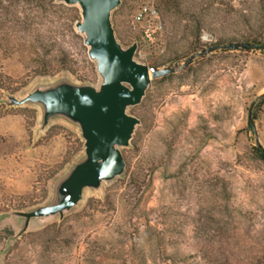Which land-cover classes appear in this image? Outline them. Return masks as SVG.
<instances>
[{
    "label": "rangeland",
    "instance_id": "obj_1",
    "mask_svg": "<svg viewBox=\"0 0 264 264\" xmlns=\"http://www.w3.org/2000/svg\"><path fill=\"white\" fill-rule=\"evenodd\" d=\"M55 3H0V216L49 202L83 155L77 126L37 130L38 105L4 101L59 78L99 85L78 5ZM111 23L136 61L173 71L127 108L140 122L123 173L19 236V216L0 219V264H264V49L243 44L264 40V0H121Z\"/></svg>",
    "mask_w": 264,
    "mask_h": 264
},
{
    "label": "water",
    "instance_id": "obj_2",
    "mask_svg": "<svg viewBox=\"0 0 264 264\" xmlns=\"http://www.w3.org/2000/svg\"><path fill=\"white\" fill-rule=\"evenodd\" d=\"M65 5H78L81 18L75 29L83 35L88 57L94 61L100 77L98 86L75 83L67 78L34 86L22 98L8 94L7 105L36 104L40 108L42 130L53 118H62L79 129L83 155L70 165L53 185L52 197L46 204L28 210L5 212L21 218L15 236L23 233L31 218H62L82 200L84 190L99 191L124 171L122 147L129 145L140 120L127 112L143 98L151 78L165 76L172 68L150 69L134 59L136 43L123 47L111 23V11L121 0H56Z\"/></svg>",
    "mask_w": 264,
    "mask_h": 264
},
{
    "label": "trees",
    "instance_id": "obj_3",
    "mask_svg": "<svg viewBox=\"0 0 264 264\" xmlns=\"http://www.w3.org/2000/svg\"><path fill=\"white\" fill-rule=\"evenodd\" d=\"M2 0H0L1 3ZM36 4L40 7H43V9L50 7V6H56L55 1L56 0H35ZM7 9V7H6ZM8 11V10H7ZM11 14H15V13H11ZM14 18H16V16H14ZM14 21V20H13ZM8 22V26H6L5 24ZM12 24L11 20L9 19V17H5L4 12L0 13V30H2L1 28L5 29L6 27H9ZM7 33V31H6ZM5 34V33H4ZM38 41V40H37ZM244 45H247L251 48H261L264 49V40L263 39H257V38H247L244 42ZM26 48H28L29 51H36V48L34 47V38H32L29 43L26 45ZM7 52V51H6ZM40 70V69H39ZM39 74H45V71H39ZM252 150L255 151L254 153L256 154L257 158H259L260 160H262L264 162V151L256 148V147H252Z\"/></svg>",
    "mask_w": 264,
    "mask_h": 264
},
{
    "label": "built area",
    "instance_id": "obj_4",
    "mask_svg": "<svg viewBox=\"0 0 264 264\" xmlns=\"http://www.w3.org/2000/svg\"><path fill=\"white\" fill-rule=\"evenodd\" d=\"M147 11V7H142L135 15L136 20H139L142 17V13Z\"/></svg>",
    "mask_w": 264,
    "mask_h": 264
}]
</instances>
